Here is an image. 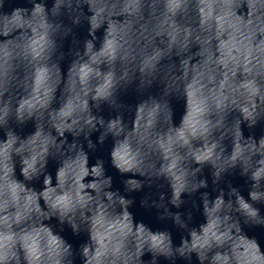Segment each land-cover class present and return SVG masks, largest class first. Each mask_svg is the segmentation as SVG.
Returning <instances> with one entry per match:
<instances>
[{
    "label": "clouds",
    "instance_id": "9594fccd",
    "mask_svg": "<svg viewBox=\"0 0 264 264\" xmlns=\"http://www.w3.org/2000/svg\"><path fill=\"white\" fill-rule=\"evenodd\" d=\"M160 178L177 208L211 178L165 249L128 226ZM160 256L264 264V0H24L0 27V264Z\"/></svg>",
    "mask_w": 264,
    "mask_h": 264
},
{
    "label": "water",
    "instance_id": "95a60500",
    "mask_svg": "<svg viewBox=\"0 0 264 264\" xmlns=\"http://www.w3.org/2000/svg\"><path fill=\"white\" fill-rule=\"evenodd\" d=\"M22 3H24V0H0V27H2L4 18L6 16L10 18L12 10L17 6L21 5ZM126 99H128L129 102H132L135 97L134 95L129 94ZM140 108L143 110V114L150 113V107L148 103L141 105ZM140 114L141 113L138 112V116ZM121 147L123 148L124 154L126 155L128 146L124 144L121 145ZM105 151L106 149L104 151H101L99 154L104 155ZM153 160L156 163V167L158 169L160 165L159 159L153 157ZM173 163L175 164V161ZM217 163H220L221 168H224L227 165V161ZM225 179L232 180L233 183H239V180L237 178L231 176H227L225 177ZM191 180V176L188 177L185 171H180L174 174L172 177V183L175 187H180L181 184H183L184 190H187L189 192L192 190ZM150 184L151 186L146 183L142 189L129 193V195L134 200V204L132 205V211L135 213V219L136 221L143 222L144 225H132L131 223H129L128 226L129 228H135L136 230L140 231L146 237H159L158 242H162L160 243L161 249H165L166 245L170 244L167 232L171 230L173 233V246H178L180 241L176 238V232L179 229L178 226H175L173 223L172 214L180 213L181 218L187 221L189 214L195 211L193 205L194 202L199 201L201 193H204L201 198L204 200L205 209L207 211L209 205L207 192L211 191V178H209V189H200L197 193L193 195H189L188 192L182 193L181 200L184 201V203L181 204L179 208L174 207L171 203V188L166 180H163V178L153 179ZM151 231L155 233H152ZM64 234L69 239H75L74 237H72V234L68 229H65ZM131 247L134 251V244L131 245ZM158 260L159 264H172L171 261L166 260L163 256H160ZM177 264H179V262H177Z\"/></svg>",
    "mask_w": 264,
    "mask_h": 264
}]
</instances>
